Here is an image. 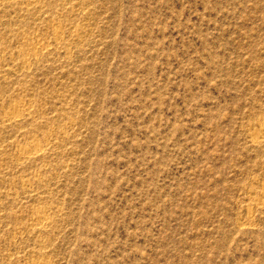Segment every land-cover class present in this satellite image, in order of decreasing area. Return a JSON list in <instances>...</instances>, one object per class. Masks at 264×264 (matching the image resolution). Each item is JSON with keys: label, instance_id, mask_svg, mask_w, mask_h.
Here are the masks:
<instances>
[{"label": "rangeland", "instance_id": "obj_1", "mask_svg": "<svg viewBox=\"0 0 264 264\" xmlns=\"http://www.w3.org/2000/svg\"><path fill=\"white\" fill-rule=\"evenodd\" d=\"M0 264H264V0H0Z\"/></svg>", "mask_w": 264, "mask_h": 264}]
</instances>
